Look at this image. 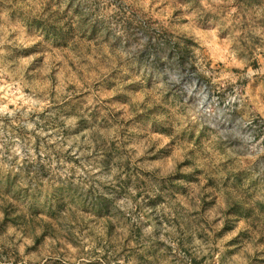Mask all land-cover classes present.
Listing matches in <instances>:
<instances>
[{
	"label": "rangeland",
	"instance_id": "374dc122",
	"mask_svg": "<svg viewBox=\"0 0 264 264\" xmlns=\"http://www.w3.org/2000/svg\"><path fill=\"white\" fill-rule=\"evenodd\" d=\"M0 264H264V0H0Z\"/></svg>",
	"mask_w": 264,
	"mask_h": 264
}]
</instances>
